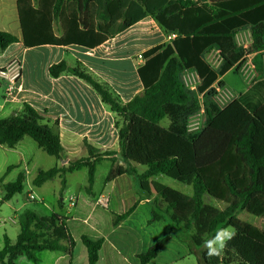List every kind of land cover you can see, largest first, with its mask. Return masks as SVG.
I'll return each mask as SVG.
<instances>
[{
	"label": "trees",
	"instance_id": "obj_1",
	"mask_svg": "<svg viewBox=\"0 0 264 264\" xmlns=\"http://www.w3.org/2000/svg\"><path fill=\"white\" fill-rule=\"evenodd\" d=\"M14 1L20 41L25 48L76 46L91 50L146 18L153 19L166 37L174 35L141 53L143 60L135 68L141 94L125 103L64 61L49 67L52 77L70 72L88 82L101 101L121 118L122 125L116 124L119 157L114 152L100 153L84 141L87 156L67 166L38 170L32 184L39 187L59 177L63 188L67 173L85 168L86 185L81 190L93 197L96 165L102 160L111 163L104 184L123 174L138 180L174 174L191 186L192 195H176L177 200H170L161 192L163 205L154 201L152 220L166 216L188 237L190 252L220 228L237 230L219 257L207 256L204 249L197 264H264V229L237 217L245 211L264 219V0ZM242 30H248L251 37L246 51L235 39ZM18 41L15 35L0 31V52ZM212 50L221 59L217 69L205 57ZM246 53L253 55V82L223 106L210 103L214 86L224 85L218 77L231 69L236 71ZM188 72L198 77L196 91L189 90L183 81ZM198 95L204 99L205 121L197 132L188 133L187 120L199 109ZM164 119L169 122L166 127L161 125ZM24 137L31 138L47 155L61 159L58 133L43 124L37 111L26 103L20 112L0 118V147L13 149ZM134 165L144 167V171L139 174ZM10 169L12 166L7 172ZM23 180L20 173L15 181L4 183L1 202L19 193ZM206 195L224 203V208L206 204ZM134 208L135 205L123 214L111 213L112 226L126 219ZM66 219L55 213L39 215L25 209L17 217L15 241L3 236L0 264H17L21 256L37 263L35 252L40 251L71 258L75 240ZM169 238L164 236L138 254L139 262L146 264L154 259ZM80 242L85 248L86 264H96L103 238L81 235Z\"/></svg>",
	"mask_w": 264,
	"mask_h": 264
},
{
	"label": "crops",
	"instance_id": "obj_2",
	"mask_svg": "<svg viewBox=\"0 0 264 264\" xmlns=\"http://www.w3.org/2000/svg\"><path fill=\"white\" fill-rule=\"evenodd\" d=\"M149 19L146 18L140 21L126 31L132 30L134 27L138 28V26L147 23ZM54 29L56 34H58V28L55 26ZM242 31L249 33L248 30ZM146 35L147 37L143 38L144 41L141 44L138 43L137 48L128 51H125L124 42L119 34L91 50H85L76 46L25 48L20 41V36L17 37L19 41L9 45L2 52L3 54L0 55V68L6 69L10 74L19 72V76L16 78L14 84H11L7 79H0V89L2 91L0 118H6L13 113L20 112L24 103L33 107L41 116L42 123L58 133L63 150L61 159L53 166H67L68 162L76 160L72 159L70 157L71 155L79 154L80 158L87 156L84 141L100 153L114 152L115 156L119 157L117 130L122 125L121 118L112 112L106 103L101 101L98 93L88 82L70 72H63L58 77H52L48 69L51 65L64 61L68 67L78 68L111 91L113 96L121 103H125L126 100L133 96L141 94V87L137 75V82L131 83V81L121 80L118 77L115 78L107 74L104 68L109 61L115 62V64L118 61H124V59L133 61V56H137L147 49L167 41V37L156 23L153 29L148 30ZM32 49H36L38 52L37 55L39 57H45L46 61L36 67L37 70H35L37 73L25 77L24 70L27 67L26 57ZM210 52L206 54V60ZM15 53H19L21 57H16ZM139 64V61L130 63L133 73L136 74L135 68ZM116 71L118 70L116 69ZM224 75L218 77V80L223 81L225 85L223 80ZM9 87H11V90L7 93ZM31 94L34 95V98L31 97ZM117 123L118 127H116ZM26 139L27 137H24L13 149H9L12 150L17 158L15 165H12V169H20L18 174L22 173L23 175V172L25 174L28 173L29 166L33 164V155L30 153L33 146ZM0 151L6 152V148L0 147ZM117 162L122 164L119 160ZM110 166L111 163L109 168ZM8 167L10 165L3 167L4 175L0 180H4L5 176L11 170L7 172ZM135 169L137 170L136 167ZM142 172L138 173L140 174ZM35 175L30 179L31 183ZM173 176L176 177L174 174L171 177ZM25 179L26 176L24 175L23 181ZM145 180H138L123 174L115 177L107 184H104L102 181V184L95 190L94 175V183L92 186L94 196L91 197L89 205L91 203L95 209L101 208L104 214L100 212L94 218H91L90 215L85 216L83 220L90 225V230H70L69 224L72 221L70 215H61L55 211H52V213L67 218V227L75 240L74 248L77 247V241L80 240L81 235H87L92 238H103L99 259L96 264H141L137 258L138 254L158 241H154L153 239L156 227L160 223L165 224L168 222L172 228H175L166 216L158 221L152 220L154 201L157 200L161 205H163V202L159 198L160 193H153L151 195L137 189V186L140 187ZM79 194L76 200L71 197L69 198L70 205L76 206L78 197L80 196ZM171 194H174V198H176V195L190 197L192 192L191 190L178 191V193ZM27 197L30 200H35L32 195H28ZM167 197L169 198V196ZM134 205L135 208L130 215L113 227L111 213L123 214ZM143 207L147 208V216L141 220H133L137 210ZM59 208L61 209L63 206H59ZM166 235H170L168 241L159 254L146 264H173L189 254L186 243L187 236L185 234L183 236L180 230L179 232L177 230H171ZM58 254L52 259L51 264H72L73 253L71 258L67 254Z\"/></svg>",
	"mask_w": 264,
	"mask_h": 264
},
{
	"label": "rangeland",
	"instance_id": "obj_3",
	"mask_svg": "<svg viewBox=\"0 0 264 264\" xmlns=\"http://www.w3.org/2000/svg\"><path fill=\"white\" fill-rule=\"evenodd\" d=\"M154 25L155 22L153 21V19L150 18L147 23L138 26V28L134 27V29L132 30L124 31L123 33L119 34L120 38L124 42L125 51L134 50L135 48H137L138 43L141 44L144 41L143 38L147 37L146 33L148 32V30L153 29ZM55 26L58 28L57 24H55ZM0 31L9 32L15 35L16 37L20 36V29L14 0H0ZM235 39L238 46L243 48V50L245 51L248 50L251 44V37L247 31H242L236 34ZM37 53L38 52L36 49H32L27 54V67L24 70L25 77L37 73L36 67L46 61L45 57H39ZM1 54L3 53L0 52V55ZM15 55L16 57H21L19 56V53H15ZM252 57V54L246 53L244 59L241 61L239 67H237L236 71H234V69H231L224 75L223 80L225 82V85L214 87V98L210 103L216 104L217 106H223L228 101H230L235 96V94L241 93L246 90V88L253 82L255 77V72L252 64ZM207 60L216 69L221 64V59L218 53L215 51L210 52V54L207 56ZM133 61H139L137 56H133ZM133 61L124 59V61H118L117 64H115V62L109 61L106 64L104 70L107 74L114 76L115 78L118 77V79H125L127 81H131V83H136V74L131 71L130 67V63H134ZM139 62L141 63L142 61ZM116 69L118 71H116ZM183 80L189 90L196 91L198 79L195 74L187 73L184 76ZM1 94L2 91L0 89V100H2ZM31 97L34 98V95L31 94ZM198 106L199 109L195 113H193L187 120L185 129L188 133L197 132L205 121L203 117L205 107L204 99L202 96L199 95ZM168 124L169 122L167 119L161 121V125L164 127L168 126ZM26 140L31 142L33 146V149L30 151V153H32L33 155V164L29 166L28 173L25 174V172H23L26 176V179L25 181H23L22 190L19 193L14 194L10 200L6 202H0V249L3 247L4 235H6L12 242L15 241L19 231L17 217L25 209L34 210L37 214L41 215L50 214L52 213V211H55L56 213H59L61 215L68 214L70 215V217H72V221L69 224L70 230H90V225L85 223L83 220L85 216L90 215L91 218H94L98 214H100V212H104L101 208L95 209L91 203L89 205L91 197L86 195L83 190H79L81 189V187L86 185L87 170L85 168L78 171H74L72 173H67L64 177L65 186L63 188L61 180L58 177L47 181L45 184L39 187L33 185L30 182V179L37 173V171L45 170L52 167L53 165L58 163V160L55 157L47 155L41 149H39L31 138L27 137ZM70 157H72V159H78L80 158V155L75 154L71 155ZM16 160V155L12 152V150L6 149V152L0 151V179L4 175L3 167L6 165H15ZM109 165V160L100 161L97 164L94 184L95 190L102 184V181L109 169ZM135 167L137 168L138 172H142L144 170V167H140L137 165H135ZM19 171L20 169L13 168L5 176L4 180H0V199L4 193L2 185L4 183L15 181ZM137 189L151 195L153 193L159 194L163 192L172 200H177V198H174V194L171 193H178V191L189 190H191L192 192L191 186L184 185L181 181L177 179V177H166L164 175H157L148 178L147 180L142 182L140 187L137 186ZM78 194L80 196L78 197V201L76 203V206L74 207L69 204V198L71 197L76 200ZM28 195H32L33 199L35 200H30L27 197ZM184 196L187 197L186 195ZM204 202L219 209L224 208V203L219 202L207 195L204 197ZM120 205H122V203H120ZM59 206H63V208L60 209ZM147 213V208H140L137 210L133 220H141L147 216ZM237 217L243 222L264 229L263 218L255 217L245 211H240L237 214ZM165 224L160 223V225L156 227L155 233L153 234L154 241L159 240L171 230H177L179 232V229L172 228L170 223L167 222ZM213 236H208L205 238V240H208ZM204 249V244L197 249L193 248L192 252H190L189 250V254L185 255L182 259L176 261L173 264H197V257L200 255V252ZM57 254L58 253L51 251L35 252V256L38 258L37 263H33L27 260L24 256H21L17 259V264H51L52 259ZM85 263L86 252L80 240H78L77 247L74 248L73 251L72 264Z\"/></svg>",
	"mask_w": 264,
	"mask_h": 264
},
{
	"label": "clouds",
	"instance_id": "obj_4",
	"mask_svg": "<svg viewBox=\"0 0 264 264\" xmlns=\"http://www.w3.org/2000/svg\"><path fill=\"white\" fill-rule=\"evenodd\" d=\"M236 235L237 230L234 227L218 229L213 237L203 242L207 256L219 257Z\"/></svg>",
	"mask_w": 264,
	"mask_h": 264
},
{
	"label": "built area",
	"instance_id": "obj_5",
	"mask_svg": "<svg viewBox=\"0 0 264 264\" xmlns=\"http://www.w3.org/2000/svg\"><path fill=\"white\" fill-rule=\"evenodd\" d=\"M172 37H174V35L167 36V40H169ZM263 53H264V51H263ZM137 58L139 59V61H142L143 60V57H142L141 54H138L137 55ZM188 73H194V72H188ZM18 76H19V72L18 71L15 72L14 74H10L6 69L0 68V79H7L8 81H10L11 84H14V82H15V80H16V78ZM184 76H183V78H184ZM196 77H197V75H196ZM197 79H198V77H197ZM214 87H219V86L215 85ZM10 90H11V87L8 88L7 93H9Z\"/></svg>",
	"mask_w": 264,
	"mask_h": 264
}]
</instances>
